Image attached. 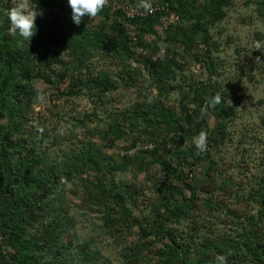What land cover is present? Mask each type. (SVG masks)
<instances>
[{
	"label": "rangeland",
	"instance_id": "1",
	"mask_svg": "<svg viewBox=\"0 0 264 264\" xmlns=\"http://www.w3.org/2000/svg\"><path fill=\"white\" fill-rule=\"evenodd\" d=\"M174 1L177 24L109 0L77 26L31 0L15 38L51 70L0 107V174L37 176L0 191V263L264 264V0Z\"/></svg>",
	"mask_w": 264,
	"mask_h": 264
},
{
	"label": "trees",
	"instance_id": "2",
	"mask_svg": "<svg viewBox=\"0 0 264 264\" xmlns=\"http://www.w3.org/2000/svg\"><path fill=\"white\" fill-rule=\"evenodd\" d=\"M163 1L169 2L171 5V13L178 15L181 19L182 15L179 13L175 1ZM120 15L123 21L126 22L123 13ZM153 19L162 20V16L156 15L147 20L136 21L134 23H146ZM0 41L2 43L0 49V107L3 108L12 98H17L28 86L30 87L34 78L39 77L40 73L36 72V62L48 70H51V64L48 62L47 56L36 54V56L32 57L27 47L20 45L22 42L27 44L28 40L22 41L7 35L6 32H1ZM59 79L64 80L67 79V77L65 75H60ZM84 166L86 172L90 171L91 167H87L85 164ZM76 172V169L72 167H69L67 171L69 175H73ZM2 173L3 174H0V191L3 190L4 186L12 189L16 188L18 185L20 186L23 182L30 186L31 181H36L37 177L31 169L19 170L16 174H10L8 171H3ZM14 195L15 194L12 193L11 197ZM16 204L15 206L17 208L20 207V202L19 205Z\"/></svg>",
	"mask_w": 264,
	"mask_h": 264
},
{
	"label": "clouds",
	"instance_id": "3",
	"mask_svg": "<svg viewBox=\"0 0 264 264\" xmlns=\"http://www.w3.org/2000/svg\"><path fill=\"white\" fill-rule=\"evenodd\" d=\"M67 3L71 9L73 23L79 26L84 17H88L89 21H94L108 5L109 0H67ZM137 7L147 14L154 11L151 0H139ZM38 15H42V13L36 5L32 6L31 0H15L14 5L8 11L10 27L7 34L15 37L18 33L24 40L31 41L37 31L35 20ZM260 59V57L256 58L257 61ZM216 102L219 103L218 97ZM193 142L200 152L206 151L207 133L201 131L197 137L193 138ZM216 262L217 264H227V257L218 255Z\"/></svg>",
	"mask_w": 264,
	"mask_h": 264
},
{
	"label": "built area",
	"instance_id": "4",
	"mask_svg": "<svg viewBox=\"0 0 264 264\" xmlns=\"http://www.w3.org/2000/svg\"><path fill=\"white\" fill-rule=\"evenodd\" d=\"M154 11L151 14L145 13L142 9L138 8L137 5H128L122 11L124 20L129 24L136 21H144L156 15L162 16V21L165 24H177L180 20L179 16L171 13V5L167 1L163 0H151ZM135 41L136 39L130 34Z\"/></svg>",
	"mask_w": 264,
	"mask_h": 264
}]
</instances>
